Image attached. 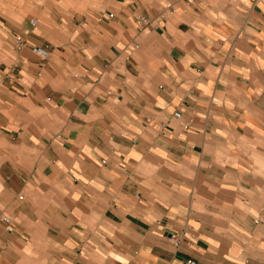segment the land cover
<instances>
[{"label": "crops", "instance_id": "0c3cea01", "mask_svg": "<svg viewBox=\"0 0 264 264\" xmlns=\"http://www.w3.org/2000/svg\"><path fill=\"white\" fill-rule=\"evenodd\" d=\"M188 261L264 264V0H0V264Z\"/></svg>", "mask_w": 264, "mask_h": 264}, {"label": "built area", "instance_id": "2783aa9c", "mask_svg": "<svg viewBox=\"0 0 264 264\" xmlns=\"http://www.w3.org/2000/svg\"><path fill=\"white\" fill-rule=\"evenodd\" d=\"M110 16H112V15H110ZM29 23H30L31 26H35L37 24V21L30 20ZM15 44H16L17 47H21L23 45L22 37H20V36L16 37L15 38ZM30 50H31V53L33 55H35L36 57H38L41 60H46L50 56V53L46 49H44L42 47H39V46H33V47H31ZM174 117L177 118V119L180 118V113L179 112H175L174 113ZM3 220H4V222L6 224L10 225V221L7 218H3ZM187 263L188 264H195L192 261H188Z\"/></svg>", "mask_w": 264, "mask_h": 264}]
</instances>
